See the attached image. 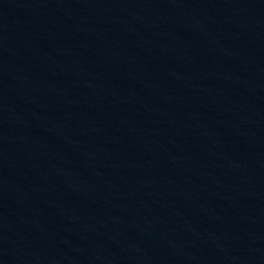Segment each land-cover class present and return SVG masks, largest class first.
I'll use <instances>...</instances> for the list:
<instances>
[{
    "label": "water",
    "instance_id": "1",
    "mask_svg": "<svg viewBox=\"0 0 264 264\" xmlns=\"http://www.w3.org/2000/svg\"><path fill=\"white\" fill-rule=\"evenodd\" d=\"M0 171L264 264V0H0Z\"/></svg>",
    "mask_w": 264,
    "mask_h": 264
}]
</instances>
